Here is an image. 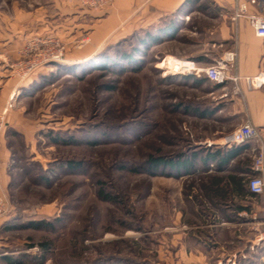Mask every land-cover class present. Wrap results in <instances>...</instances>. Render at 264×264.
Masks as SVG:
<instances>
[{
    "label": "rangeland",
    "instance_id": "rangeland-1",
    "mask_svg": "<svg viewBox=\"0 0 264 264\" xmlns=\"http://www.w3.org/2000/svg\"><path fill=\"white\" fill-rule=\"evenodd\" d=\"M57 2L0 0V42L25 39L13 54L0 55V72L18 84L0 112V146L11 161L10 183L0 194V264H7L4 257L21 264H102L114 258L119 264H214L216 254L210 250L201 249L203 259L194 252L193 227L202 234L210 230L208 198L215 176L176 178L150 175L143 168L150 157L176 160L207 143L197 129L210 127L199 126L179 109L180 101L202 93L161 82L167 76L160 62L176 52L175 40L154 47L153 64L141 71L118 75L92 69L80 76L96 66L99 54L114 58L116 50L129 52L146 31L155 36L160 29L139 31L122 47L108 42L92 59L68 64L69 46L58 35L65 16ZM86 43L85 37L76 39L69 55ZM57 46L63 51L55 60L51 54ZM15 111L30 121L21 130L33 136L26 139L10 129ZM54 138L67 143L55 144ZM65 162L83 167L67 171ZM100 192L112 201L101 199ZM38 221L52 227L16 229ZM250 227L233 225L219 239L224 245ZM249 231L246 237L254 241ZM260 248L248 247L250 257H264Z\"/></svg>",
    "mask_w": 264,
    "mask_h": 264
},
{
    "label": "crops",
    "instance_id": "crops-1",
    "mask_svg": "<svg viewBox=\"0 0 264 264\" xmlns=\"http://www.w3.org/2000/svg\"><path fill=\"white\" fill-rule=\"evenodd\" d=\"M237 3L238 0H113L104 10L93 11L73 0H59V12L65 17L58 23L61 24L58 35L69 46L65 57L68 64L92 59L108 42H116L140 30L154 28L169 35L175 32L176 52L167 53L164 58L188 60L201 68L216 65L226 52H234L235 61L228 68L227 75L238 79L239 94L232 93V83L215 85L204 75L176 77L175 82L180 83V86L202 93L201 96H193L192 100L186 97L180 101L179 109L183 110L185 117L197 121L199 126L206 124L210 127L197 129L201 131L198 133L203 140L213 144L207 147L205 143L201 145L203 147H219L217 143L225 134L245 122L257 129L260 141L264 144V86L251 89L245 82V78L259 75L264 77V39L255 35L246 18H241L236 23L231 21ZM248 11L255 12L251 6H248ZM83 37L88 39L83 50L69 55L71 44ZM24 42V38L3 39L0 42V55L13 54ZM200 80H203L201 84L191 86ZM13 83L7 74L0 72V112L7 104L9 92L14 91L18 85ZM11 120L10 129L25 134L26 139L33 136L29 130L26 133L21 130V126L30 121L22 117L19 111L11 114ZM202 133L207 135L204 137ZM255 146V143H250L226 149L235 155L233 159L219 166L212 162L206 171L198 172L201 175L215 176L210 184L208 198L210 230H206L208 234H202L199 226L193 227L196 235L193 250L200 254L199 258H205L200 253L203 249L216 254L214 264H264V257H250L248 247L254 241L246 237L247 231L251 230L254 233L249 231L251 236L264 240V195L251 194L245 182L252 175L251 151ZM10 164V154L4 144H1L0 194L3 195L10 183ZM226 224L229 225L227 228ZM237 224L251 227L244 228L243 236L241 233H234L224 246L219 234L222 230L230 233L229 227ZM260 249L264 250V243H261ZM205 264H211V261Z\"/></svg>",
    "mask_w": 264,
    "mask_h": 264
},
{
    "label": "built area",
    "instance_id": "built-area-1",
    "mask_svg": "<svg viewBox=\"0 0 264 264\" xmlns=\"http://www.w3.org/2000/svg\"><path fill=\"white\" fill-rule=\"evenodd\" d=\"M80 6L88 9L101 11L109 7L113 0H73ZM248 6L254 8V13H249ZM246 18L255 35L264 39V0H238L237 7L231 16V21L236 23L239 19ZM57 53L51 54L55 60L62 57L63 48L57 46ZM51 60V59H50ZM47 60V61H50ZM53 61V60H52ZM235 61L234 52H226L216 65L208 67H198L193 62L188 60H178L171 57L163 58L160 62L162 66V76L170 77H186L204 75L206 79L215 85L225 86L232 83L234 95L239 94L238 79L229 77L227 75L228 68ZM32 64L30 67L32 69ZM29 69L28 71H30ZM32 71V70H31ZM245 82L251 89H260L264 86V77L259 75L255 78H245ZM255 143L252 149V162L251 172L252 175L245 179L249 192L253 195H264V144L260 141V136L257 129L251 123L245 122L233 131L223 136L217 143V146L230 149L233 147ZM213 144L206 143L207 147ZM0 204V218L2 217L3 210ZM264 243L262 239H255L254 244L251 245L250 250L254 247L260 246Z\"/></svg>",
    "mask_w": 264,
    "mask_h": 264
},
{
    "label": "trees",
    "instance_id": "trees-1",
    "mask_svg": "<svg viewBox=\"0 0 264 264\" xmlns=\"http://www.w3.org/2000/svg\"><path fill=\"white\" fill-rule=\"evenodd\" d=\"M166 27V26H165ZM151 30V29H147ZM143 32V30H140ZM155 36L149 34L150 31H146L145 38L136 39V47L130 46V51L127 52L125 50H116L114 51V58L105 55V53L99 54L96 59V66L94 68H90L87 70H81L80 76L88 71H92V69L97 71H110L112 73L123 75L126 73H135L142 70V67L148 63L149 65L153 64V60L150 57V52L154 47H157L165 42H169L174 40L175 32L172 34L162 33L163 30H158ZM162 31V32H161ZM139 32V31H138ZM139 32V33H141ZM144 33V32H143ZM137 32L127 38H123L122 40L115 43L114 48L122 47L129 40H132L137 37ZM99 63V64H98ZM59 71L66 70L64 68H58ZM67 71V70H66ZM176 77L167 76L161 80L162 83L169 84L175 81ZM203 80L194 82L191 86L195 87L198 84H201ZM183 112V111H182ZM53 143L55 144H63L65 145L67 142L63 138H54ZM74 143V142H73ZM96 144V143H94ZM234 154H230L226 151L224 147H216V148H206L203 147L201 150L193 149L191 154H180L176 160L167 161L162 157H150L144 163V170L147 174L150 175H167V176H175L176 178H181L187 175H198V172L206 171L208 165L212 162H216L217 165H223L227 161L234 158ZM83 164L81 162H65L62 166V169L75 172L82 169ZM169 170V171H168ZM46 180H49L46 178ZM215 194V191L212 192ZM101 199L105 201H112V199L105 195L103 192L99 193ZM52 227V223H46L44 221L38 222H29L24 225H20L16 229H43ZM3 260L7 264H21L17 259H12L9 257H4ZM110 262V263H109ZM108 262L107 260H103L102 264H119L117 258L111 259Z\"/></svg>",
    "mask_w": 264,
    "mask_h": 264
}]
</instances>
